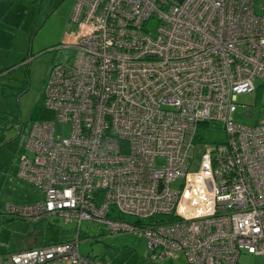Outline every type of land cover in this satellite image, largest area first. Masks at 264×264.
Returning a JSON list of instances; mask_svg holds the SVG:
<instances>
[{"label":"built area","instance_id":"2783aa9c","mask_svg":"<svg viewBox=\"0 0 264 264\" xmlns=\"http://www.w3.org/2000/svg\"><path fill=\"white\" fill-rule=\"evenodd\" d=\"M257 1L75 0V28L59 46L71 59L51 66L49 116L32 122L18 154L16 176L43 198L6 212L57 215L77 234L0 264H117L80 254L83 221L145 237L152 262L238 264L245 252L264 264V121L233 119L239 94L264 89ZM211 124L226 139L203 145L197 131Z\"/></svg>","mask_w":264,"mask_h":264},{"label":"rangeland","instance_id":"374dc122","mask_svg":"<svg viewBox=\"0 0 264 264\" xmlns=\"http://www.w3.org/2000/svg\"><path fill=\"white\" fill-rule=\"evenodd\" d=\"M74 3L75 0H0V255L69 241L77 234L76 223L57 215L30 222L6 212L9 205L35 204L43 198L39 188L15 176L17 151L35 121L33 112L42 100L51 66L71 59L72 52L59 46L66 32L75 28L71 22ZM154 27L151 21L152 32ZM260 83L261 79H257L256 87ZM247 108H252L250 116ZM233 119L245 126L264 121V89L239 94ZM55 130L56 134L63 130L64 136L69 132L67 125L57 124ZM197 134L208 146L226 139L221 124L200 127ZM159 162L162 163L160 159ZM179 186V180L171 183L172 188ZM135 219L126 216L127 221ZM78 233L79 252L84 256H103L119 264H143L149 255L146 238L133 231L111 233L104 223L83 221ZM260 262L259 256L245 252L238 258V264Z\"/></svg>","mask_w":264,"mask_h":264},{"label":"crops","instance_id":"0c3cea01","mask_svg":"<svg viewBox=\"0 0 264 264\" xmlns=\"http://www.w3.org/2000/svg\"><path fill=\"white\" fill-rule=\"evenodd\" d=\"M20 150L17 151V152H20ZM15 176H16V172H15ZM178 256H180V257H178ZM111 260H113L114 262H116L114 259H111ZM147 263L148 264H188L187 261L184 259V257L181 254H177L174 258H167L165 260L156 261V262L150 261V259L147 256V257L144 258V263L143 264H147ZM117 264H119V263H117Z\"/></svg>","mask_w":264,"mask_h":264},{"label":"trees","instance_id":"16d2710c","mask_svg":"<svg viewBox=\"0 0 264 264\" xmlns=\"http://www.w3.org/2000/svg\"><path fill=\"white\" fill-rule=\"evenodd\" d=\"M49 114L46 112L43 106V98L40 103H37L33 112L32 120L43 119L48 117ZM31 248V247H30Z\"/></svg>","mask_w":264,"mask_h":264},{"label":"water","instance_id":"95a60500","mask_svg":"<svg viewBox=\"0 0 264 264\" xmlns=\"http://www.w3.org/2000/svg\"><path fill=\"white\" fill-rule=\"evenodd\" d=\"M35 234H36V233H35ZM35 234H34V235H35ZM29 242H33V241H29Z\"/></svg>","mask_w":264,"mask_h":264}]
</instances>
